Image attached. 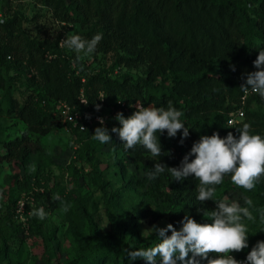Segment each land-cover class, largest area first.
<instances>
[{
  "label": "trees",
  "instance_id": "16d2710c",
  "mask_svg": "<svg viewBox=\"0 0 264 264\" xmlns=\"http://www.w3.org/2000/svg\"><path fill=\"white\" fill-rule=\"evenodd\" d=\"M39 1L49 5L54 18L63 23L62 28L69 27L72 34L67 36L62 31L53 38L30 37L18 12L5 14L0 20V115L24 125L19 136L0 138V164L21 168L20 177H8L16 193L4 205L5 215L0 221V263L12 261L9 238L15 233L10 229L17 230L19 226L11 219V208L23 196L21 193L39 201L43 208L48 206L45 198L53 196L45 186L48 175L43 169L46 157L40 139L62 127L52 115L58 101L83 112L85 129L68 128L80 137L76 157L85 152L91 161L94 150L105 145L93 139L94 129L101 126L99 122L88 123L99 114L112 139L106 145L121 158L130 155L134 171L142 174L130 172L118 186L95 174L109 224L106 230L98 227L84 196L77 194L68 202V196L60 191V199L55 202L62 210L68 208L63 210L66 243L61 245L53 233L37 229L41 247L33 250V264H145L142 259L128 261L125 251L152 247L158 242L154 233L135 238L137 243L132 245L139 235V223L165 219L177 227L185 215L204 223V212L214 210V200H224L230 191L242 195L243 200L238 202L242 207L247 206L245 198L252 200L249 210L254 220L244 219L243 223L253 233L256 229L252 226L264 222V177L247 191L233 185L230 175H226L215 186L214 200L201 203L196 199L199 182L194 177L176 181L167 169L154 180L148 179V174L157 162L169 168L179 167L202 135L216 132L224 138L231 132L238 138L236 128L248 123L251 133L264 137V111L259 106L251 107L261 97L248 93L240 103L244 74L256 70L253 61L264 50V0ZM97 33L103 39L90 55L93 59L98 54L103 58L109 55L107 66L91 67L59 43L72 35L90 40ZM137 68H142L141 75L128 72ZM79 96L88 104L81 103ZM117 101L128 106L119 112L125 118L134 112L131 104L135 102L165 109L171 104L182 112L180 119L188 127L189 136L180 143V132L174 138L168 137L166 130L157 133L162 150L159 158L152 157L141 145L126 151L118 134L111 131L120 126L116 114H109ZM96 105H100L99 110ZM240 105L242 118L227 125L229 112ZM193 158L189 156V161ZM73 161L65 166L71 175L78 169ZM34 186L42 187L44 193ZM117 206L123 213L114 212ZM253 235L249 232L248 248L231 254L246 258L257 241H264ZM197 260L206 264L199 257Z\"/></svg>",
  "mask_w": 264,
  "mask_h": 264
},
{
  "label": "clouds",
  "instance_id": "9594fccd",
  "mask_svg": "<svg viewBox=\"0 0 264 264\" xmlns=\"http://www.w3.org/2000/svg\"><path fill=\"white\" fill-rule=\"evenodd\" d=\"M102 39L100 33L90 40L72 35L59 43L61 47L89 55L94 53ZM253 64L256 70L244 74V82L240 87L246 95L250 90L251 93L264 98V50L259 51ZM232 70H235L234 66ZM104 96L99 98L102 100ZM80 101L83 104L89 102L86 98H81ZM95 107L99 110L100 105ZM181 116L182 112L171 104L165 109L136 103L134 112L127 118L122 113L116 114L115 119L119 121L120 126L112 127L111 131L118 134L126 151L141 145L152 157L159 158L162 150L157 133L166 130L168 137L174 138L180 132V143L189 136V129L181 121ZM97 119L101 126L94 129L93 139L101 144L109 143L112 139L108 129L103 126L104 119L102 117ZM250 128L248 123L236 128L238 138L231 132L224 138L216 132L210 136L202 135L193 143L179 167L169 168L164 163L157 162L148 174V179H156L166 169L176 181L192 176L199 182L196 199L201 203L214 200L215 186L221 184L226 175H230L231 183L236 187L251 191L255 188L256 182L264 177V137L251 133ZM189 156L194 158L189 161ZM31 170L34 171V167ZM53 199L59 200L60 197L57 195ZM214 201L215 209L204 212L206 217L212 219V223H197L185 215L179 230L170 223L165 227L153 225L151 230L159 238L158 242L152 247L142 249L126 248L128 261L142 259L145 264H158V261L159 264H177V261L180 264H199L197 260L199 257L205 260L206 264H264V241H257L247 253L245 261H238L229 254L248 248L249 231L243 220H254L249 210L252 200L245 198L247 205L245 207L235 201L228 203L226 199ZM63 210L67 211L68 208L65 207ZM31 215L43 220L47 213L41 207L33 210ZM169 231L170 235L167 234Z\"/></svg>",
  "mask_w": 264,
  "mask_h": 264
},
{
  "label": "rangeland",
  "instance_id": "374dc122",
  "mask_svg": "<svg viewBox=\"0 0 264 264\" xmlns=\"http://www.w3.org/2000/svg\"><path fill=\"white\" fill-rule=\"evenodd\" d=\"M12 12H18L23 16V27L30 37L53 38L62 31L67 36L72 34V30L68 29L69 27L62 28L63 23L58 22L54 18L51 13V7L39 0H0V20L3 18V15L11 14ZM74 28L78 29L77 27ZM66 49L68 48L66 47ZM74 53L80 59L88 62L91 67L99 65L107 66L110 62L109 55H105L103 58L98 54L93 59L90 54ZM128 72L132 75H141L142 68L131 69ZM255 106H259L264 111V99L261 98L260 101H253L251 107ZM102 111L105 112L106 109ZM0 124V138L4 140L19 136L24 131V125L20 121L4 115H0ZM78 138L80 137L67 127H61L41 137L40 142L46 157L42 164L44 172L48 175V181L45 186L53 194V196L50 195L45 198L48 206L44 210L47 215L43 220L31 215L33 210H38L42 206L39 201L32 200V198L21 193V195L25 196L24 198L27 203L24 208L25 218L24 221L19 222L16 218L13 217V219L11 217L14 224L19 226L17 230H14V227L10 229V231L15 233V236L12 235L9 238L12 261L4 260L0 264H33L31 261L33 250L41 247V244L38 243L40 236L36 231L37 229L43 233H53L56 241L61 245L66 243L65 230L67 222L64 220L62 208L57 207L55 199H53L60 191L68 196V202L76 197L77 194L84 196L86 208L93 215L95 221L98 223V227L101 230L109 228L107 218L104 215L101 194L95 174L102 175L112 182L114 186H118L126 179L130 172H135L132 165V157L125 155L121 158L120 154L113 153L106 144L94 150L91 161L87 160L85 152L80 157H76L75 150L78 147ZM0 152H2V149H0ZM72 160H74L73 164L75 168L78 169L77 172L71 175L69 171L65 170V166L71 163ZM135 173L137 175L142 174L141 172ZM10 175L20 177L21 168L2 162L0 164V221H2L5 215L4 205L16 193L15 185L8 181ZM41 181L43 182V180ZM34 188L44 193L42 187L34 186ZM241 196L239 192L230 191L229 196H226L225 199L228 203H232L233 201L241 202L243 200ZM114 210L115 213H123V210L119 206L114 207ZM201 221L212 223V219L205 215L201 217ZM196 222L200 223L199 221ZM167 224L165 219L158 220L152 224L139 223V235L134 237L131 242L132 245L137 243L138 239L135 240V238L154 234L151 230L153 225L165 227ZM181 227L182 225L175 228L179 230ZM252 227L256 230H253V233L252 230L248 231L257 236L258 240H264V231H261L264 229V222L259 221ZM177 264H180V262L177 261Z\"/></svg>",
  "mask_w": 264,
  "mask_h": 264
},
{
  "label": "built area",
  "instance_id": "2783aa9c",
  "mask_svg": "<svg viewBox=\"0 0 264 264\" xmlns=\"http://www.w3.org/2000/svg\"><path fill=\"white\" fill-rule=\"evenodd\" d=\"M248 93H251V91L249 90ZM245 95L246 94L243 91V94L240 97L241 104L243 103ZM81 98L83 97L79 96V101ZM136 103H139V102H135L131 104V106L135 108ZM127 108L128 106L123 101H117L116 106L110 110L109 114L115 115L119 112L127 110ZM85 114L90 115V113L88 112H86ZM52 115L54 116L55 121L59 122L62 125V127H67V128L71 127V128H76L78 130H84L85 127L87 126L83 119V112L81 113V112L75 111L73 107L61 101L57 102V107L52 112ZM242 116H243V109H242V105H240V106H237L235 109H233L231 112H229L228 117L226 119V124L227 125L236 124L237 122L240 121ZM98 117H102V116L99 114L93 115L91 119L88 121V123L90 124L93 121H98L97 119ZM25 202H26L25 198L20 197L18 200H16V202L12 205V208H11L12 216L16 218L19 222L24 221V218H25V215H24ZM22 205L23 207H21ZM229 254L232 255L238 261L246 260L245 257H237L231 253Z\"/></svg>",
  "mask_w": 264,
  "mask_h": 264
}]
</instances>
